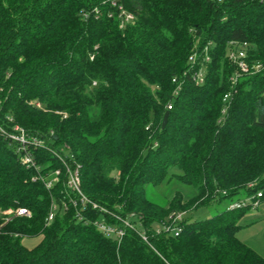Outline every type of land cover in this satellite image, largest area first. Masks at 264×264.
<instances>
[{
  "label": "trees",
  "instance_id": "1",
  "mask_svg": "<svg viewBox=\"0 0 264 264\" xmlns=\"http://www.w3.org/2000/svg\"><path fill=\"white\" fill-rule=\"evenodd\" d=\"M233 44L264 66V0H0V124L47 146L28 168L0 134V264H264L238 238L253 207L235 208L264 203V71L240 73ZM76 168L88 202L69 187ZM174 168L196 195L164 208L146 187Z\"/></svg>",
  "mask_w": 264,
  "mask_h": 264
},
{
  "label": "built area",
  "instance_id": "2",
  "mask_svg": "<svg viewBox=\"0 0 264 264\" xmlns=\"http://www.w3.org/2000/svg\"><path fill=\"white\" fill-rule=\"evenodd\" d=\"M113 4L115 5V3ZM119 10H120V17H121V28H123L126 24L132 22L134 20V17L132 14L123 10L122 7H119ZM244 48H246V45L242 47L240 45L233 44V48H231V50L229 51V59L235 65H237V67L240 70V73L258 74L264 71V66L261 63L255 64L252 67L249 66V64L246 61V52ZM207 50L208 48L205 49V52ZM190 60L193 62L194 65L197 62L196 56L191 57ZM209 61H210V57L208 56V53H207L205 54L204 62L207 63ZM204 71H205L204 68H202V70H200L198 73L195 74L194 79L197 83H201V84L203 83ZM234 81H236V79H234ZM174 82L176 83V79L174 80ZM179 89H180V84L177 83L176 90L178 91ZM1 94H2V89L0 88V113L2 111V104H3ZM228 98L229 96L227 95L224 98L225 107L223 110V115L226 114L229 108ZM35 107L41 108V104L36 103ZM168 109H171V106H169ZM10 122H12V120H10ZM0 134L16 147L17 154L21 156L22 164L26 165L28 168L33 167L36 170H38V167L34 160L32 150L47 149L46 143L42 138L29 134L25 129H23L22 127L18 125H15L11 128V130H8L2 127L0 124ZM60 159L62 160L63 163H65L64 159L62 158ZM68 173L70 174V180L68 183L69 187L73 191L79 193L82 196L83 202H88V200L82 195L80 191L79 169L76 168L74 171H71L70 169H68ZM59 175H60V171H55L54 179H53L54 182L58 180ZM45 184L47 185L48 188H50L52 185V182L48 181ZM260 197H262V193L258 194V198ZM248 204L251 205L253 209H255L259 206V201L255 200V202H253V199H251V200L242 202L240 204H237L235 208L245 207ZM93 208L96 209L98 208V206L96 204H93ZM8 214L9 215L13 214V212L10 211L8 212ZM14 215L16 217H30L31 216L30 212L24 208L17 209L16 212H14ZM54 216H55L54 212H50L47 218V224L51 223L54 220ZM171 219H172V225L167 228V231L174 233V235L177 237L179 236L181 232V227L179 224L183 221L184 216L183 214L178 213V214L173 215ZM119 220L121 219L119 218ZM96 226L99 229V231L104 233L106 236H110V237L115 236L121 239L125 235V229L113 227V226L107 225L104 222L96 223ZM124 226L126 228L131 227V225L127 222H124ZM144 239L146 240L145 237Z\"/></svg>",
  "mask_w": 264,
  "mask_h": 264
},
{
  "label": "rangeland",
  "instance_id": "3",
  "mask_svg": "<svg viewBox=\"0 0 264 264\" xmlns=\"http://www.w3.org/2000/svg\"><path fill=\"white\" fill-rule=\"evenodd\" d=\"M64 154L65 156H69L66 152H64ZM179 175L180 171L174 168L161 184L156 186L149 184L146 187L147 199L159 206L167 208L178 195L181 196L184 201L194 198L196 190L192 186L180 181L178 178ZM213 213L207 210H200L194 214V217L208 218L212 216ZM180 214H183L184 218L189 217L185 211L180 212ZM241 225L243 228L238 232V238L264 257V203L256 209L249 210L241 220ZM41 241L42 237L37 236L26 237L22 242L27 249L32 250L37 248Z\"/></svg>",
  "mask_w": 264,
  "mask_h": 264
},
{
  "label": "water",
  "instance_id": "4",
  "mask_svg": "<svg viewBox=\"0 0 264 264\" xmlns=\"http://www.w3.org/2000/svg\"><path fill=\"white\" fill-rule=\"evenodd\" d=\"M168 118H169V113H166L164 118H163L162 129H164L166 127L167 122H168Z\"/></svg>",
  "mask_w": 264,
  "mask_h": 264
}]
</instances>
